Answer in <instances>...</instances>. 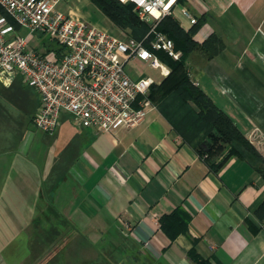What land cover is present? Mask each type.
<instances>
[{
	"label": "crops",
	"instance_id": "obj_1",
	"mask_svg": "<svg viewBox=\"0 0 264 264\" xmlns=\"http://www.w3.org/2000/svg\"><path fill=\"white\" fill-rule=\"evenodd\" d=\"M183 1L197 21L206 18L195 40L217 37L214 55L190 56L192 80L251 142H264V0ZM70 2L88 22L114 32L90 0ZM97 13L109 24L93 21ZM173 16L192 28L180 5ZM52 135L61 141L49 167L29 156L33 143L0 140V264H197L193 247L208 264H264L257 160L233 155L214 171L157 105L114 132L68 118ZM178 209L190 221L172 239L161 218Z\"/></svg>",
	"mask_w": 264,
	"mask_h": 264
},
{
	"label": "built area",
	"instance_id": "obj_2",
	"mask_svg": "<svg viewBox=\"0 0 264 264\" xmlns=\"http://www.w3.org/2000/svg\"><path fill=\"white\" fill-rule=\"evenodd\" d=\"M121 1L134 3L149 23L148 45L65 13L61 0H0V82L9 86L20 77L37 92L33 123L39 130L54 134L67 114L76 126L114 132L135 125L156 106L150 90L158 80L146 69L165 77L171 69L157 51L181 55L157 25L178 5L192 24L197 18L178 0ZM38 34L48 35L59 50L36 41Z\"/></svg>",
	"mask_w": 264,
	"mask_h": 264
},
{
	"label": "trees",
	"instance_id": "obj_3",
	"mask_svg": "<svg viewBox=\"0 0 264 264\" xmlns=\"http://www.w3.org/2000/svg\"><path fill=\"white\" fill-rule=\"evenodd\" d=\"M91 1L115 24L132 27L135 35L131 34V36L146 41L148 45L152 34L150 33L151 27L149 23L140 18L134 3L121 0ZM178 2L183 3L184 1L178 0ZM204 21L206 18L202 16L189 30H185L173 15H165L159 21L157 29L174 38L177 47L182 49L184 54L183 59L173 60L164 51H157L158 56L169 65L171 70L160 82L151 86L150 98L181 137L195 146L214 171H218L231 156L235 155L241 159L257 160V170L264 176V159L256 147L238 128L232 118L221 110L191 78L189 64L186 63L189 62L188 57L191 52L195 49L205 51L208 46L211 49L215 48L212 46L217 39L216 35L210 36L203 44H199L193 38V34ZM44 45L47 49L59 50L55 41L48 40ZM214 53L216 51H211L209 56ZM17 82L26 85L18 77L10 86L16 88ZM32 90L38 98L35 108L37 110L39 96L33 88ZM27 97V94L20 95L18 100L23 99L24 103H27L25 100ZM68 118L69 115L64 114L62 121ZM189 221V214L178 209L171 214L164 215L161 218V225L169 237L175 239L177 235L188 230ZM189 256L197 264H208L194 247L189 251ZM144 261L147 262L146 264H154L151 259ZM102 263L105 264L103 261L100 264Z\"/></svg>",
	"mask_w": 264,
	"mask_h": 264
},
{
	"label": "rangeland",
	"instance_id": "obj_4",
	"mask_svg": "<svg viewBox=\"0 0 264 264\" xmlns=\"http://www.w3.org/2000/svg\"><path fill=\"white\" fill-rule=\"evenodd\" d=\"M77 1L80 3H83L82 0H77ZM70 6H71L70 0L68 1L61 0L60 8L64 9L65 7V9L67 10L66 11L67 14L88 22V20L81 13L77 12V10H73ZM98 15L99 14L97 13V16H93L92 20L93 21L97 20L98 22L103 23V24L108 23L107 20L110 19L109 17H108L109 19L102 20L101 18L98 20L96 18L98 17ZM203 23H205V21L199 25V28L201 27V25H203ZM112 24L114 27L113 33L117 35H120L122 37H125V35H131V34L135 35L132 27H129V26L122 27V26L115 24L114 22ZM199 28L196 30V32L199 30ZM196 32L193 34L194 39H195L194 36ZM44 37L48 38V35H45ZM172 39L174 40V38ZM174 42H175L176 50L181 52L180 58L176 59L170 56L169 54L167 55L171 57L173 60L183 59V54H184L183 50L177 47L175 40ZM216 48H214L215 50L207 48V50L205 51L201 49H195L191 52L188 58H190V56L196 51H200L204 56H208L211 53V51L212 52L216 51ZM186 63L189 64L188 61ZM189 66L190 65H188V67ZM146 73L154 76L158 80V82H160L163 79V77L160 76L158 69L148 68L146 70ZM12 87L13 86H10V85L8 87L4 85L2 82H0V140L7 141L10 143L11 142L15 143L19 141L33 143L32 151L29 154V156L34 157L38 161L39 164L45 167H49L50 166L49 164L51 163V159L53 160L56 157V152L59 150V148L57 147L61 140H58L57 142L55 141L54 143L53 142L54 138L52 137L53 136L52 134H47L39 130L33 123L32 118L34 117L36 113L35 111H37L35 108L37 107V104H38V98H37L36 93L32 90V88L28 87V85L27 86L23 85L21 82H17L15 84L16 88H12ZM26 94L28 96L27 99H25L27 103L26 102L24 103L23 99H20V101L18 100L20 95H26ZM253 142L251 143L256 147L259 154L264 159V142H262V140L259 139L258 137L254 138ZM94 246L96 249H100V243L95 244ZM109 250L110 249L104 250L105 255H107ZM91 261L96 262V263L99 262V260H91ZM146 263L147 262H145L142 259H140V261L138 262V264H146ZM86 264H91V262L87 261ZM123 264H128V262L124 261Z\"/></svg>",
	"mask_w": 264,
	"mask_h": 264
}]
</instances>
